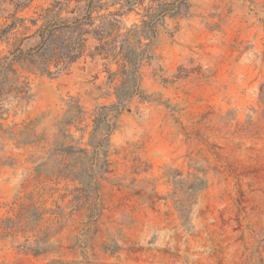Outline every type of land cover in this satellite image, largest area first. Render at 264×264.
<instances>
[{
	"label": "rangeland",
	"instance_id": "rangeland-1",
	"mask_svg": "<svg viewBox=\"0 0 264 264\" xmlns=\"http://www.w3.org/2000/svg\"><path fill=\"white\" fill-rule=\"evenodd\" d=\"M87 1L0 0V264H264V0L159 21L97 155L123 40L156 3L100 0L40 41Z\"/></svg>",
	"mask_w": 264,
	"mask_h": 264
},
{
	"label": "trees",
	"instance_id": "trees-1",
	"mask_svg": "<svg viewBox=\"0 0 264 264\" xmlns=\"http://www.w3.org/2000/svg\"><path fill=\"white\" fill-rule=\"evenodd\" d=\"M152 1L156 3V7L147 8L144 15L145 19L142 20L141 26L134 25V27L128 31V34L123 40L121 49L127 65H123L121 69L122 81L121 84L116 88L115 103L110 107H98L99 113H95L91 135H96L98 130H102L101 138L97 142L92 143L94 147L93 154L95 155H97L99 150L103 148L105 141H109L108 137L113 130L112 123H110L109 119L110 113H102V111L116 110L118 112L122 108L126 107L128 102L134 96L143 94V91L140 87L139 67L141 61L148 56L150 46L155 42L157 36L156 25L165 16L175 14L178 11L180 5L186 4L188 0H173L171 2H167L166 0ZM99 2L100 0H88L84 6L85 13L80 18H75L72 21L67 19L57 20L50 23L46 28H44V31L40 33V41H44L48 31L54 26H68L69 24L78 25L79 23H83V20H90V11L93 8H99ZM137 2L138 0L126 1L130 7ZM140 35L144 36V38L148 40V42L144 44L143 48H139L142 45L140 39L138 40V36ZM11 64L12 62H9L7 63V66H10ZM107 171V160L103 159L99 166V174L102 175ZM91 180L89 182H91Z\"/></svg>",
	"mask_w": 264,
	"mask_h": 264
}]
</instances>
